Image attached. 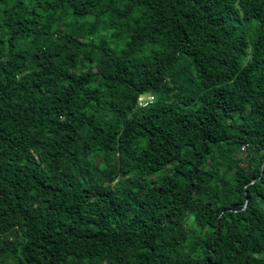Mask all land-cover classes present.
<instances>
[{
	"label": "trees",
	"instance_id": "trees-1",
	"mask_svg": "<svg viewBox=\"0 0 264 264\" xmlns=\"http://www.w3.org/2000/svg\"><path fill=\"white\" fill-rule=\"evenodd\" d=\"M0 264H264V0H0Z\"/></svg>",
	"mask_w": 264,
	"mask_h": 264
},
{
	"label": "built area",
	"instance_id": "built-area-1",
	"mask_svg": "<svg viewBox=\"0 0 264 264\" xmlns=\"http://www.w3.org/2000/svg\"><path fill=\"white\" fill-rule=\"evenodd\" d=\"M147 98H152V97L150 96V97H147ZM147 98H146V99H147ZM139 103L143 105V104H144V99H143V98H140V99H139Z\"/></svg>",
	"mask_w": 264,
	"mask_h": 264
}]
</instances>
